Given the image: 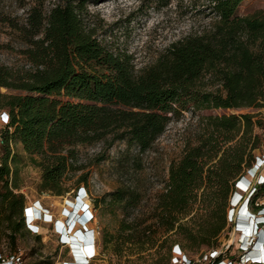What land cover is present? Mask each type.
Segmentation results:
<instances>
[{"label":"trees","instance_id":"16d2710c","mask_svg":"<svg viewBox=\"0 0 264 264\" xmlns=\"http://www.w3.org/2000/svg\"><path fill=\"white\" fill-rule=\"evenodd\" d=\"M242 1L207 0L215 18L212 27L170 43L139 70L131 54L109 49L86 26L85 0H60L47 13L41 5L28 8L25 24L12 26L28 44L24 53L34 68L17 74L0 65V86L22 91L0 92V112L8 115L0 132V238L13 248L25 229L11 142H20L39 167V190L62 195L68 191L66 174L84 169L77 164L79 144L110 137L109 144L125 141L144 151L184 111L264 107V10L239 15ZM258 115L202 117L197 143L170 163L165 189L152 210L131 221L121 219L115 234H103V243L116 240L118 252L142 254L176 242L179 252L205 248L210 264L223 261L227 206L234 195L243 197L239 182L247 184L246 174L264 159V152L256 158L252 153L259 141L253 126L264 133L261 120L253 121ZM86 178L82 172L76 183ZM255 191L251 203L264 193V176ZM128 195L117 188L108 193V204L128 207L134 199ZM185 260L194 264L187 255Z\"/></svg>","mask_w":264,"mask_h":264},{"label":"rangeland","instance_id":"374dc122","mask_svg":"<svg viewBox=\"0 0 264 264\" xmlns=\"http://www.w3.org/2000/svg\"><path fill=\"white\" fill-rule=\"evenodd\" d=\"M59 1L0 0V65L6 66L17 74L34 68L24 53L28 44L12 24L24 25L26 12L33 5H41L43 11L47 13ZM85 1L83 19L86 26L92 28L99 42L109 49L126 51L131 54L136 70L152 64L170 43L188 34H199L209 30L215 19L214 14L207 7V0ZM259 10H264V0H243L237 13L248 15ZM207 88L213 90L214 85L208 84ZM0 92L22 93L20 90L7 89L2 86H0ZM258 112L260 115L254 117L253 121L260 119L264 126V107L209 108L196 112L184 111L180 116L172 118L163 133L144 151H140L136 144H128L125 141H113L109 144L110 137H107L106 140L79 144L75 147L77 164H82L84 169L76 172L70 171L66 174L63 182L68 191L62 195L39 190L41 175L39 167L31 161V157L23 150L20 142H11L12 151L17 154L15 163L18 170L16 177L18 187L15 188V192L22 194L25 207L38 201L49 210L53 220L65 223L66 212L72 211L77 202V189L80 186L85 187L86 194L82 200L88 204L94 215L85 228L92 230L95 254L92 257V251L88 256L87 249L79 251L73 244L71 245L70 242H74L72 237L80 228L76 221L75 226L71 229L65 228V233L68 232L67 244H62L60 240H63L59 239V236L54 232L52 224L43 223L41 220L36 222L42 227L40 233L27 230L26 224L23 233L17 236L13 248L6 237H1L0 254L8 257L10 254H19L30 264H61L63 262L73 264L81 257L86 258L87 264H182L179 261L176 262L174 256L183 259L184 255H187L194 264H210L212 261L207 259L209 251L205 248L200 251L181 248V252H179L176 248L177 243L173 242L170 247L168 245H164L162 248L155 246L142 254L134 253V251L131 253L129 249L124 248L118 252L119 247L116 245V240L104 244L103 234H115L119 222L123 218L131 221L134 217L147 214L152 210L158 194L165 189L170 163L177 161L188 146L197 143L204 123L202 117L223 114L238 116L243 113L255 114ZM3 130L4 125L0 122V132ZM254 134L259 137L257 148L252 152L253 157L256 158L264 152V133L261 127L254 125ZM242 135H244L243 131L234 141L240 139ZM233 142H229L225 146ZM33 157L38 158L37 156ZM10 165L12 166V163ZM82 172H87L86 182L77 184V177ZM255 172L254 175L246 174L249 183L239 184L242 187L240 192L243 197L235 205L232 219L228 213L229 204L227 206L229 224L226 232L221 236L224 246L221 250L223 252L221 258L225 262L253 264L252 260H246L244 263L243 259L240 261V257L252 248V244L247 247L241 245L242 228L235 226L236 219L233 218L238 214L246 213L245 209L248 207L253 212L259 207L253 203L250 205L249 202L256 195V191L252 194L251 191L256 186L258 176H264V164H261ZM117 188H125L128 190V196H132V198L134 196L128 207L116 208L108 204V193ZM263 195L264 193H260V198L256 199L258 200L257 204H262ZM95 199L105 200V203L96 204ZM78 212V215L82 214V211ZM194 213L195 210L192 214ZM84 237L86 240L83 242V248L88 241V235H79L75 241L80 244L79 240ZM230 238L232 240L228 242ZM228 244L229 249L226 250L225 246ZM90 256L92 258L87 260Z\"/></svg>","mask_w":264,"mask_h":264},{"label":"built area","instance_id":"2783aa9c","mask_svg":"<svg viewBox=\"0 0 264 264\" xmlns=\"http://www.w3.org/2000/svg\"><path fill=\"white\" fill-rule=\"evenodd\" d=\"M5 117H6V119H5ZM7 119H8V115L4 111L0 112V122L5 124L7 122ZM261 164H264V159H263V161L258 160L256 165L254 166L255 170L252 168L250 170V174L254 175L256 173L255 171L257 170V168ZM260 176H262V175L258 176L257 181L259 180ZM239 183H241V182H239ZM79 188L85 189V187H83V186H80ZM238 188L241 190L242 187L238 184ZM85 191H86V189H85ZM251 194H252V191H251ZM251 194L249 195V197L251 196ZM241 199H242L241 195H238V194H236L232 197L231 202H230V207L228 208V213H229L230 219H232L231 217H233V215H234L235 205ZM257 201L258 200H255L253 202V204H256V206H259L255 212H253L251 210V208L248 207L245 209L246 213L238 214V215L234 216L235 218H233V219H236L235 226L238 228H242L241 229V231H242L241 232V239H242L241 245L244 247H247L251 244L252 245L254 244L256 231L262 232V234H263V246H264V218H263V223L259 224L258 227L255 224L256 222L259 221L257 219L258 217H261V216L264 217V214H263V212H264V210H263L264 209V195H263L262 204H257L258 203ZM249 203H250V205L252 204L251 201ZM68 213L69 212H66V218L68 216ZM89 213L90 214L86 218L85 223H89L94 218V215L90 211H89ZM24 217H25V227L27 224V227H26L27 230H29L33 233H40V230L42 227H41V225H38V223H36V222H38V220H41L43 223H50L53 226L54 232L59 236V239L62 238L63 241L60 240V242L62 244H66V240L63 239V238H65V235H66L65 225H64V227L61 226V224L59 226L58 220H56V219L53 220L52 215L49 213V210L44 208L38 201L34 202L31 206L24 207ZM66 218H65V220H66ZM31 219H32V221H31ZM248 231H250V235H249ZM90 242H91V240H90ZM92 243H93V241H92ZM223 247L224 246H222V248ZM225 247L228 248L229 244ZM251 249L248 250L247 253L243 254L240 257V261H241V259H243L244 260L243 263H244V262H246V260L247 261L252 260L253 264H256V263L264 264V260L259 261V258H253V257L249 256ZM219 252H214V255H218ZM263 252H264V249H263ZM92 257H93V255H92ZM92 257L90 256L87 259L92 258ZM262 257L264 258V254H262ZM83 258H85V257H83ZM174 259L176 260V262L179 261L182 264H189V262L187 260H185V255H184L183 259H180L177 256H174ZM85 260H86V258H85ZM0 264H30V262H27V260L24 257L20 256L19 254L14 253V254H10L9 257L3 256L2 254H0ZM61 264H65V262H63ZM66 264H70V263H66ZM213 264H232V263L225 262L223 260V261H219V262H216Z\"/></svg>","mask_w":264,"mask_h":264},{"label":"bare ground","instance_id":"6f19581e","mask_svg":"<svg viewBox=\"0 0 264 264\" xmlns=\"http://www.w3.org/2000/svg\"><path fill=\"white\" fill-rule=\"evenodd\" d=\"M255 170V169H254ZM77 203V202H76ZM63 209V208H62ZM89 211L92 213V211L89 209ZM77 213H79V212H77ZM93 214V213H92ZM79 216V215H78ZM32 221V220H31ZM59 224H61V226H63L64 227V225H65V223H62V222H58ZM77 223V222H76ZM87 225H88V223H85V227L87 228ZM67 226H65V228H66ZM71 228H72V226H71ZM70 228V229H71ZM75 231V230H74ZM233 233V232H232ZM235 233V232H234ZM67 234V233H66ZM250 235V234H249ZM67 236H68V234H67ZM79 235H77V234H75L73 237H72V241H74V242H70L71 243V245L73 244L74 246H75V249L77 248V250H79L80 251V249H87V247H88V241H86V243H85V247L83 248V246H84V241L86 240V237H84L82 240H79V238H78V240H79V242L78 243H80L81 245H82V247H80V246H78L79 244H77V243H75V241H76V237H78ZM232 236V235H231ZM64 240H66V235H65V238H63ZM81 239V238H80ZM231 239V238H230ZM93 242H94V240H93ZM227 242V241H226ZM66 244H67V241H66ZM78 246V247H77ZM94 246V245H93ZM74 248V247H73ZM261 248L262 249H264V246L263 245H261ZM93 250V254H91V255H93L94 256V254H95V247H94V249H92ZM84 252H86V251H84ZM84 252H83V254H84ZM251 252H253V253H251ZM257 254H260V255H262V254H264V252L262 251V250H260V248L259 247H254L253 248V250L251 249V251H250V253H249V256H251V257H253V258H259V261H261V260H264V258L262 257V256H260V257H257ZM79 255H80V252H79ZM88 260V259H87ZM78 261H80V262H83V263H86V260L85 259H83V257H81V258H78Z\"/></svg>","mask_w":264,"mask_h":264},{"label":"crops","instance_id":"0c3cea01","mask_svg":"<svg viewBox=\"0 0 264 264\" xmlns=\"http://www.w3.org/2000/svg\"><path fill=\"white\" fill-rule=\"evenodd\" d=\"M79 198H81V197H78V199ZM67 211V210H66ZM78 212V211H77ZM59 226H60V224H59ZM92 231V230H91ZM68 233V232H67ZM66 237H68L67 236V234H66ZM90 240H91V242H90ZM92 241H93V234H91V236L90 235H88V247H87V252L89 253L88 254V256L92 253V249H94V247H93V243H92ZM80 245V244H79ZM78 245V246H79ZM77 246V247H78ZM80 247H82L81 245H80ZM251 253H253V252H251ZM260 256H262V255H260V254H257V257H260ZM85 264V263H84Z\"/></svg>","mask_w":264,"mask_h":264},{"label":"clouds","instance_id":"9594fccd","mask_svg":"<svg viewBox=\"0 0 264 264\" xmlns=\"http://www.w3.org/2000/svg\"><path fill=\"white\" fill-rule=\"evenodd\" d=\"M83 208H85L86 210L89 211V206H88V204H87L86 202H84L83 200H81V206H79V210H82ZM78 222H79V223H83V224H85V222H86V218H83L82 220H79Z\"/></svg>","mask_w":264,"mask_h":264},{"label":"water","instance_id":"95a60500","mask_svg":"<svg viewBox=\"0 0 264 264\" xmlns=\"http://www.w3.org/2000/svg\"><path fill=\"white\" fill-rule=\"evenodd\" d=\"M234 228H235V226H234ZM231 240H232V239H230L228 242H231Z\"/></svg>","mask_w":264,"mask_h":264},{"label":"snow or ice","instance_id":"6c2138e0","mask_svg":"<svg viewBox=\"0 0 264 264\" xmlns=\"http://www.w3.org/2000/svg\"><path fill=\"white\" fill-rule=\"evenodd\" d=\"M5 119H6V117H5Z\"/></svg>","mask_w":264,"mask_h":264}]
</instances>
